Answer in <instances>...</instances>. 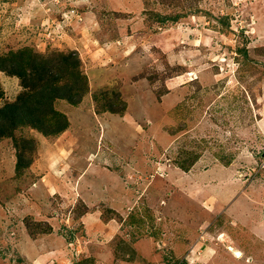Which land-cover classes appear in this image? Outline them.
Masks as SVG:
<instances>
[{
	"label": "rangeland",
	"instance_id": "1",
	"mask_svg": "<svg viewBox=\"0 0 264 264\" xmlns=\"http://www.w3.org/2000/svg\"><path fill=\"white\" fill-rule=\"evenodd\" d=\"M24 49L88 90L0 139V264H264V0H0V59ZM24 92L0 71V109Z\"/></svg>",
	"mask_w": 264,
	"mask_h": 264
},
{
	"label": "trees",
	"instance_id": "2",
	"mask_svg": "<svg viewBox=\"0 0 264 264\" xmlns=\"http://www.w3.org/2000/svg\"><path fill=\"white\" fill-rule=\"evenodd\" d=\"M80 66L81 61L76 53L45 57L24 49L0 59V71L18 77L25 90L15 103L6 104L0 109V139L7 136L8 125L13 124L30 125L45 134L65 131V116L59 115L54 104L57 100L68 101L73 106L82 102L88 82ZM49 121L57 124V128L46 129V122ZM25 167L19 155L17 173Z\"/></svg>",
	"mask_w": 264,
	"mask_h": 264
},
{
	"label": "crops",
	"instance_id": "3",
	"mask_svg": "<svg viewBox=\"0 0 264 264\" xmlns=\"http://www.w3.org/2000/svg\"><path fill=\"white\" fill-rule=\"evenodd\" d=\"M100 155V154H99ZM81 177V176H80ZM104 177H105V175H103V177H102V179H98V180H96L97 182H94L93 181V183L91 184V188H89V189H86L85 188V185L81 182V184H80V186L78 187L79 189L78 190H80L79 191V194L80 195H82V191H86V192H83V193H85L84 195H86V196H84L83 195V199H84V202H86L87 204H89V205H92V203L94 202L91 198H95L94 200L96 201V202H102V203H104V202H106L105 200H106V196H104L103 194H104V192H105V190H104V188H103V185H105V188H106V191H107V194L106 195H109V196H111V198L112 197H117L118 195H120L121 194V190H120V185H119V183L117 182V181H111L112 179H110V181H111V183L109 184L108 182L107 183H105V181H104ZM83 184V185H82ZM81 186L82 187H84V189L83 190H81ZM63 189V188H62ZM61 188H59L58 187V191L57 192H59V191H61L62 190ZM91 189V190H90ZM104 190V191H103ZM62 191H65V189H63ZM95 193H94V192ZM81 192V193H80ZM94 193V194H93ZM109 196H107V197H109ZM91 197V198H90ZM100 197V198H99ZM98 199V200H97ZM100 199H102V201H100ZM109 199V198H108ZM113 200V199H112ZM109 202V200H107V203ZM112 203H113V205H112V207L114 206L115 208H117L118 207V205H119V203H115L114 201H112ZM111 203V204H112ZM113 207V208H114ZM91 218H93L92 217V215H89V216H86V217H84L83 219H81V221L83 222V224H85L86 225V228L89 230V232H93L92 231V229L94 228V227H98V225H93L92 224V221H91ZM84 225V226H85ZM110 226H112V223H111V225ZM109 226V227H110ZM53 230V229H52ZM49 231L51 232V229H49ZM100 233H102V231L100 232ZM107 233V234H106ZM103 234H106L107 236H109V233H108V230L105 228V231H103ZM49 235V234H48ZM52 235V234H51ZM63 240H64V242L66 243V239L65 238H62ZM67 245L68 246H72V244H68V242H67ZM68 252H66L65 254H60V253H57L58 251H56V250H49V251H47L46 252V254L45 255H38V257L40 258V261H38L39 263H36V264H41V263H43V262H45V261H47V262H51V261H53V263L55 262V260H59L60 258H63L64 256H66V255H68L69 256V254L71 253H75V252H73V251H70V250H67ZM79 254V253H78ZM35 262V261H34ZM41 262V263H40ZM35 264V263H34ZM46 264V263H45ZM100 264H102V263H100Z\"/></svg>",
	"mask_w": 264,
	"mask_h": 264
},
{
	"label": "bare ground",
	"instance_id": "4",
	"mask_svg": "<svg viewBox=\"0 0 264 264\" xmlns=\"http://www.w3.org/2000/svg\"><path fill=\"white\" fill-rule=\"evenodd\" d=\"M234 251V250H233Z\"/></svg>",
	"mask_w": 264,
	"mask_h": 264
}]
</instances>
